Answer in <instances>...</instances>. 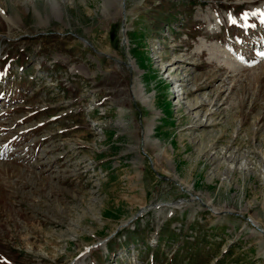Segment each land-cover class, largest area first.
<instances>
[{"label": "rangeland", "instance_id": "1", "mask_svg": "<svg viewBox=\"0 0 264 264\" xmlns=\"http://www.w3.org/2000/svg\"><path fill=\"white\" fill-rule=\"evenodd\" d=\"M54 1L0 0V264H264V0Z\"/></svg>", "mask_w": 264, "mask_h": 264}, {"label": "bare ground", "instance_id": "2", "mask_svg": "<svg viewBox=\"0 0 264 264\" xmlns=\"http://www.w3.org/2000/svg\"><path fill=\"white\" fill-rule=\"evenodd\" d=\"M52 3H51V14L52 15H54V16H57V17H59V16H61V12H60V5H58L54 0H50ZM122 3H125L123 0H102V4L100 5V12H102L104 15H107L108 14V12H109V10L111 9V8H116V11L118 12L119 11V13H120V15H121V4ZM256 9V8H255ZM259 9L260 10H262V11H264V2L259 6ZM262 14V13H261ZM0 15H1V17L5 20V21H7V22H10V24H11V22H12V19L9 17V16H6L5 15V13H4V11L0 8ZM263 16V15H262ZM42 16H40V20H43L44 21V19H42L41 18ZM105 17V16H104ZM46 19V18H45ZM41 24V23H40ZM125 29V28H124ZM124 33H126V30H124L123 31ZM217 44V43H216ZM204 47H206V46H204L202 43H200V45H199V47L197 48L199 51H201ZM206 50V49H205ZM207 51L210 53L211 52V54H209L210 55V58L211 59H214L215 61H217V59H218V57H220V55L222 54V56H223V58L225 59V57H226V54L224 53V51L223 50H218V49H215V50H212V49H208L207 48ZM219 52H221V54L218 56V53ZM264 57V56H263ZM158 59H159V56L157 57ZM222 60V59H221ZM226 60V59H225ZM159 61H161V59L159 60ZM224 61V60H223ZM225 62H227V60L225 61ZM234 63V62H233ZM233 63H231L230 65H229V67H231V69H234L235 68V65H237V64H233ZM133 67H134V65H133V63L131 62L130 63ZM171 65V64H170ZM238 66V65H237ZM170 67H174V66H167L166 68H170ZM135 68V67H134ZM175 68V67H174ZM173 68V69H174ZM172 69V71H170V70H168L167 71V69H164V71H163V73H165L166 71H167V75H166V79L168 80V78L170 79V81H169V83H171V78L170 77H173V76H175V72H176V68L173 70ZM163 70V69H162ZM172 79H176V78H172ZM168 83V84H169ZM172 84V83H171ZM160 85V84H159ZM165 85H167V84H165ZM178 86H180V85H178ZM156 87V86H155ZM159 88L161 89V87L159 86ZM157 89H158V86H157ZM171 93H173V95H175V93H177V91H172ZM132 94H133V96H134V98L136 99V100H138L145 108H147L149 111H150V113L153 115V117L151 118V121H150V123L148 124V127H147V129H146V138L144 139V143H146V144H152V145H157L158 144V142H157V140H153V139H149V135L151 134L152 135V131H153V127H154V118L156 117V116H158L159 115V112L154 108V106H153V101H154V99H153V95H152V93H144V89H143V87H142V85L141 84H137L136 83V86H134V88L132 89ZM179 94V93H178ZM158 95V94H157ZM205 103V102H204ZM203 103V104H204ZM202 104V103H201ZM200 104V105H201ZM202 104V105H203ZM193 106H191V108H192ZM195 108V107H194ZM120 126H123V124L122 123H120ZM212 212H213V214H218V211L217 210H212ZM250 224L254 227V229H257V231L259 232V234H264V230H262V229H260L259 227H258V224L254 221V220H251L250 219ZM129 224V223H128ZM127 224V225H128Z\"/></svg>", "mask_w": 264, "mask_h": 264}]
</instances>
